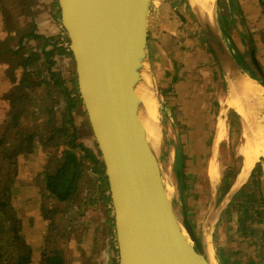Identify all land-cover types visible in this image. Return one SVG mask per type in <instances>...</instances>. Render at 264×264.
Returning a JSON list of instances; mask_svg holds the SVG:
<instances>
[{"label": "crops", "instance_id": "1", "mask_svg": "<svg viewBox=\"0 0 264 264\" xmlns=\"http://www.w3.org/2000/svg\"><path fill=\"white\" fill-rule=\"evenodd\" d=\"M216 3L220 35L229 48V53L221 52L241 74L264 88V0ZM35 18L36 29L40 26L59 34L58 18L44 12ZM205 31L202 17L188 0H173L160 25L154 66L164 148L170 151L172 162L181 163L175 166L181 172L179 194L188 193L191 212L206 214L205 229L211 224L216 230L215 237L205 234L202 239L207 247H215L209 237L219 239L214 249L217 262L224 264L230 255L232 261L247 264L252 253L253 263L264 264V93L241 98L253 117L251 143L250 123L230 89L232 77L223 70L219 49ZM250 144L255 164L247 171ZM225 180L229 186L219 188ZM231 213L243 215L244 224L236 221L226 235ZM259 253L262 263L256 261ZM82 257L80 254L79 264Z\"/></svg>", "mask_w": 264, "mask_h": 264}, {"label": "water", "instance_id": "2", "mask_svg": "<svg viewBox=\"0 0 264 264\" xmlns=\"http://www.w3.org/2000/svg\"><path fill=\"white\" fill-rule=\"evenodd\" d=\"M172 1L58 0L78 86L106 166L119 264H214L188 207H183V222L167 208L162 154L153 153L152 165L140 126L152 119L156 45ZM220 39L221 51L229 53ZM175 220L193 238L194 251L181 240Z\"/></svg>", "mask_w": 264, "mask_h": 264}, {"label": "rangeland", "instance_id": "3", "mask_svg": "<svg viewBox=\"0 0 264 264\" xmlns=\"http://www.w3.org/2000/svg\"><path fill=\"white\" fill-rule=\"evenodd\" d=\"M57 1L58 0H24V13L19 15L18 12H15L14 16L7 15L0 6V38L4 39L0 42V136L7 134L10 144H18L22 149V151L19 152V175L17 184L12 191L13 198L10 209L16 211L20 224L22 222L23 240H25L28 245H33L35 248L34 253L32 252V255L36 260L34 264H42L40 242L43 240L42 235L45 233L41 234V232L42 230L45 231L48 223L50 224V222L54 220L53 218L62 222L64 225L66 235L62 242V252L67 259L72 261V264H79L80 254L83 255L81 263L85 264L88 262L87 257H85L78 247V239H80L79 241L81 242L84 241L83 243L86 246L90 245L87 249L88 252L92 251L93 248L91 244L94 243V240H99L100 249L97 255L93 254L92 261L97 260V264H117V256L119 258L118 244H116L115 234L109 226L108 204L104 200L99 201L96 206H92L91 204L86 206L81 201V199H83L81 193L83 192L82 190L76 194V202H73L70 205V207H73V210H70L66 215L63 212H60L55 217L52 214L44 212L42 209V194H44V192L39 186V179L37 176L39 171L45 167L46 163L52 156L48 157L46 154H40L39 151L43 150V148L35 149L36 147H34V144L27 138L30 137V133L34 134L35 139H37L39 144L44 146V149L47 152L53 151V154L58 152L55 145H59L61 141L57 139L56 136H53V132L59 127L67 126L68 123H66L65 109L67 108L68 103L65 93H62V90L59 89L58 86H55L52 83L50 86L45 84L42 85L39 82V76H41L42 73H47V70H49L47 65L44 66L43 69H39V62H37V65L35 68L33 67V70L25 64V57L27 53L31 52L29 50H24L19 54H16L13 52V49L17 50L23 44L28 48H32L33 51H39L42 49V40L36 38L35 35H28L26 38L23 37L24 34H29L33 30L48 36H57L62 41L60 45L49 46V49L53 50L54 55L52 58L54 60L56 59L53 69L65 77L68 84L73 87L76 62L74 56L69 53L70 41L66 36L67 32L64 30L65 28H63L61 16L58 15L60 10L59 2ZM39 12H44L50 18L52 17L55 20L58 18L59 22H57V25L59 26V34L54 31H48L44 26H41L44 28L42 30L40 26H37L36 29L34 25L35 21L37 22L35 16H37ZM22 40H24L25 43L21 42ZM3 44H5L6 48L3 47ZM40 103L41 105H45V108H40ZM85 111V105H82L80 109L75 110L74 122L80 127V141H84L96 149L95 137L88 115L84 114ZM162 130H164V125ZM161 139L162 146L160 147V154H162V181L165 186L166 195L171 201V211L180 221L183 222L182 210L184 206L188 207L190 220L193 223L195 231L202 241L204 248H206L207 254L213 260L214 264H219L216 260V252L214 253V249L217 250V243L219 241L217 238L214 239L215 235H217L214 234L216 233V230L211 224L207 225V229H205L206 223L204 222V218H206V214H193L191 212L192 207L189 203L188 193L184 192L179 194L178 182L181 172H179L180 167L179 169H176L175 166H179L181 163L175 164V162L170 160V151L165 149L166 145L164 143L163 132ZM44 143H46V145ZM27 149H29V152H26ZM0 150H2V148H0ZM25 156L30 157L25 158ZM239 161L241 162V160ZM224 179L225 177L222 180ZM222 185V188H224L226 185L229 186V183L225 180L224 184H219L218 187L220 188ZM241 199L246 198L242 195ZM205 201H209L208 197L205 198ZM55 203V200L50 201V205H54ZM68 204L69 203L66 201L59 202V205L63 209L68 207ZM245 205L248 206L246 203ZM246 210H248V207L243 211L239 208L240 212ZM228 215L233 216L226 221L229 225L225 230L226 235H228V232L230 231V226H234L232 224H235L236 221L243 223L244 219V216L238 213H231ZM111 216H114V211L113 213L111 211ZM209 216L207 219L210 218ZM3 218H5V216L1 215L0 229L8 227L6 235H8L9 239L13 233L11 230L12 225H10L12 223L7 221L5 224H2L1 221ZM90 218L93 220V224L89 220ZM240 218H242L241 221L239 220ZM247 219H249V217ZM17 220L18 219H16V221ZM84 221L88 223V226H82V222ZM83 233H85L86 237L81 239L80 235ZM205 234L210 236L214 235L213 238L209 237V241L211 244L215 245V247L212 245L207 247V245H205L204 240L202 239ZM220 244L223 243L220 242ZM29 247L24 246L27 252L30 251V249L32 251V248ZM224 247L226 249L227 244ZM229 247H231V243L229 244ZM209 248H211V250H208ZM251 254L245 262L247 264H256L255 262L253 263L252 259L255 257ZM226 256L230 258L226 257V264H241L238 263L236 259L232 261L234 256ZM260 260L262 263V253H259V258L256 261Z\"/></svg>", "mask_w": 264, "mask_h": 264}, {"label": "trees", "instance_id": "4", "mask_svg": "<svg viewBox=\"0 0 264 264\" xmlns=\"http://www.w3.org/2000/svg\"><path fill=\"white\" fill-rule=\"evenodd\" d=\"M23 1L24 0H0V6L9 16H14L15 12L22 15L24 13ZM59 15L61 16V11ZM28 35H35L36 38L41 39L42 49L33 51L32 48H28L23 44L17 50L13 49V52L19 54L24 50H29L31 53H27L25 64L32 69L36 67L37 62H39V69H43L44 66L47 65L49 70H47V73H42V75L39 76V82L42 85L45 84L50 86L52 83L58 86L59 89L62 90V93H65L68 103L65 109L67 126L59 127L53 132V136H56V138L61 141L59 145H55L58 152L54 154L53 151L47 152L44 146L39 144L37 139H35L34 134L30 133V137L27 138L34 144V147H36L35 149L43 148V150L39 151L40 154H46L48 157L52 156L45 167L39 171L37 176L39 179V186L44 192V194H42V209L44 212L52 214L55 217L60 212L66 215L70 210H73V207H70V205L76 202V194L83 190V192H81L83 197L81 201L86 206L89 204L96 206L98 202L102 200L108 204V222L110 229L115 234L117 244L115 217L111 216V211L113 213L114 209L105 163L101 158V152L97 142H95V149L86 142L80 141V127L74 122V111L80 109L82 105H85L78 86L76 71L73 77L74 84L73 87H71L67 79L53 69L56 59L54 60L52 58L54 54L53 50L49 49V46L60 45L62 42L61 39L57 36L37 34L34 31L29 34H24L23 37L26 38ZM66 36L68 37V34ZM21 42L25 43L24 40ZM3 47L6 48L5 44H3ZM69 53L73 55L71 48ZM39 106L40 108H45V105H41V103ZM84 114L87 115V111H85ZM7 137V134L0 136V148H2V150H0V216H5L1 221L2 224H5L7 221L12 223L10 225H12L11 230L13 233L8 239V235H6L8 227L0 229V264H34L36 260L32 254L35 248L33 245L30 246L23 240L22 222L20 224L16 211L10 209L13 198L12 191L17 184L19 175V152L22 151V149L18 144L11 145ZM44 144L46 145V143ZM26 152H29V149H27ZM29 157L30 156H25V158ZM51 200H55L56 203L50 205ZM60 201L68 202L69 208H61L59 205ZM16 219L18 220L16 221ZM53 219L54 220H52L50 224L48 223L45 231L42 230L41 232V234L45 233L42 235L43 240L40 242V252L42 255L41 263L72 264V261L67 259L62 252V242L66 235L64 225L57 219ZM89 220L92 224L94 223L91 218ZM82 226H88V223L84 221L82 222ZM84 237H86L85 233L80 235L81 239ZM79 240L80 239L77 241V244H79L78 247L88 259V262L85 264H97V260H92L93 254L97 255L100 249L99 240L95 239L94 243L91 244L93 248L91 252L87 251L90 245L86 246L83 243L84 241L81 242ZM24 246H30L32 248V251L30 249L31 254L30 251L27 252L25 250ZM118 259L117 256V264H119Z\"/></svg>", "mask_w": 264, "mask_h": 264}, {"label": "bare ground", "instance_id": "5", "mask_svg": "<svg viewBox=\"0 0 264 264\" xmlns=\"http://www.w3.org/2000/svg\"><path fill=\"white\" fill-rule=\"evenodd\" d=\"M196 9L198 14L202 17L203 23L206 29V32L209 34L211 39L213 40L218 47V53L221 58L223 70L227 72L231 77L232 80L230 82V89L231 92L235 95L237 98L241 111L246 119V122L250 123V130H249V138L251 143L254 142V134H253V117L252 113H250V107L246 105L245 100H241L242 96H252L256 95L257 93H264V88H260L258 84L249 76L241 74L237 68V65L230 61L228 57H226L220 49L219 43L216 42V36L220 39V29L217 23V3L216 0H188ZM173 3V1L171 2ZM170 3V4H171ZM221 41V39H220ZM150 113L152 116L151 120H143L140 122V126L145 133L147 145L149 149V154L152 158V165L154 163L153 153L155 154L158 149V156L160 154V140L162 138V128H163V119L162 116L159 114L160 109V100L158 93L156 95H152L150 98ZM252 147L250 144L248 146ZM255 155L252 153V150L248 149V155L247 160L245 162V170L251 169L255 164ZM165 203L167 205V208L169 211L171 210V201L165 195ZM174 224L176 225L177 231L179 232V235L181 237V240L187 245V247L194 251V241L193 238L190 237L188 234L185 226L181 223L175 220ZM211 250V248H209Z\"/></svg>", "mask_w": 264, "mask_h": 264}]
</instances>
